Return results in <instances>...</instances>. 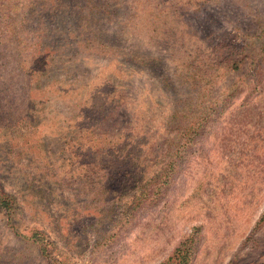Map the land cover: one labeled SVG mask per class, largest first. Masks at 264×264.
<instances>
[{
    "label": "rangeland",
    "instance_id": "1",
    "mask_svg": "<svg viewBox=\"0 0 264 264\" xmlns=\"http://www.w3.org/2000/svg\"><path fill=\"white\" fill-rule=\"evenodd\" d=\"M0 264H264V0H0Z\"/></svg>",
    "mask_w": 264,
    "mask_h": 264
}]
</instances>
